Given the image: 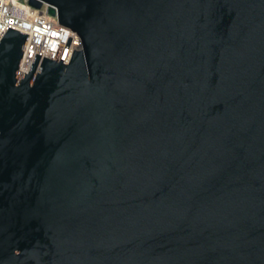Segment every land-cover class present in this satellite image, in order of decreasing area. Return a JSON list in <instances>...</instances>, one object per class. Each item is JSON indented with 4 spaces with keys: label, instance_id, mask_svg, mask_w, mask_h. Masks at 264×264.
Listing matches in <instances>:
<instances>
[{
    "label": "water",
    "instance_id": "1",
    "mask_svg": "<svg viewBox=\"0 0 264 264\" xmlns=\"http://www.w3.org/2000/svg\"><path fill=\"white\" fill-rule=\"evenodd\" d=\"M67 64L0 41V264H264V0H27Z\"/></svg>",
    "mask_w": 264,
    "mask_h": 264
},
{
    "label": "built area",
    "instance_id": "2",
    "mask_svg": "<svg viewBox=\"0 0 264 264\" xmlns=\"http://www.w3.org/2000/svg\"><path fill=\"white\" fill-rule=\"evenodd\" d=\"M27 36L18 73L27 74L35 55L67 64L73 52L81 48L79 37L70 29L59 26L56 17L27 5V0H0V41L7 30Z\"/></svg>",
    "mask_w": 264,
    "mask_h": 264
}]
</instances>
